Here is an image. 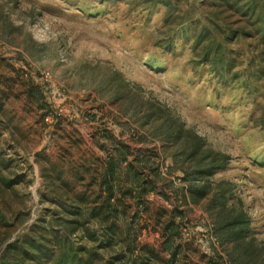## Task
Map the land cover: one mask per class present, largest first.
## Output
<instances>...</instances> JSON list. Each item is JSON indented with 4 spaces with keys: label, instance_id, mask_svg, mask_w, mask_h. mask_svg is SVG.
I'll list each match as a JSON object with an SVG mask.
<instances>
[{
    "label": "rangeland",
    "instance_id": "rangeland-1",
    "mask_svg": "<svg viewBox=\"0 0 264 264\" xmlns=\"http://www.w3.org/2000/svg\"><path fill=\"white\" fill-rule=\"evenodd\" d=\"M207 1L181 0L177 14ZM165 14L142 0H0V258L33 236L51 255L28 264H61L55 236L70 218L57 199L92 179L94 197L112 164L116 232L70 237L81 264H264V68L229 81L257 48L233 45L221 78L162 32ZM193 134L226 161L212 176L192 175Z\"/></svg>",
    "mask_w": 264,
    "mask_h": 264
},
{
    "label": "trees",
    "instance_id": "trees-1",
    "mask_svg": "<svg viewBox=\"0 0 264 264\" xmlns=\"http://www.w3.org/2000/svg\"><path fill=\"white\" fill-rule=\"evenodd\" d=\"M181 0H142L144 6L151 10L157 6H164L166 14L163 20L162 32L165 29L171 30V39L176 38L187 41L191 48L192 62L199 66H211V71L221 78L230 76V69L235 63L233 45L240 44L242 48L246 47L245 42H251L256 47V53L249 57L248 67L243 71L238 79L232 78L229 81L232 84L237 82H250L247 78H255L260 80L258 72L259 68H264V0H210L207 1L208 11L205 4L200 5L196 9L192 7V15L188 14V18L178 13V6ZM190 1V0H188ZM261 2V3H260ZM196 7V6H195ZM233 12L243 17V24L235 25L229 21V13ZM177 14V15H176ZM174 26H169L173 25ZM173 32V33H172ZM257 61L258 66L254 65ZM256 69V70H255ZM258 70V72H257ZM244 79V81H243ZM182 127H179L175 133L179 138L182 134ZM193 156H197L194 160V169L192 175L202 178L214 175L225 166L226 162L218 157V154L204 151L202 141L194 135ZM113 168L112 164L106 165L105 172L102 175V181L97 185L98 192L95 196L87 195V189L92 187L94 179L85 186L83 193L71 197L65 192L56 203L60 206L63 214L69 217L67 225L60 232L62 235L55 236V246L59 248V257L57 261L61 264H81L83 258L79 256L82 253V247L75 248L68 244L70 237L78 236L83 241H97L96 237L100 233L108 240L116 232L117 209L116 190L113 184ZM2 172L0 169V176ZM1 179V178H0ZM18 179L2 180L5 189H13L19 184ZM82 180V179H81ZM78 182V180L76 181ZM62 185V184H60ZM68 207V209H67ZM240 218V217H239ZM234 219L231 224L233 228L230 236L237 237L242 232L241 221ZM60 218H51L48 225L50 229L56 231L54 227L59 225ZM32 231L43 238V234L50 229L42 227V233ZM39 228V227H38ZM41 238V239H42ZM52 253V252H51ZM44 254L48 256L50 250L44 246V242L33 236H27L20 243H13L6 247L4 254L0 258V264H28L35 262L36 259ZM51 255V254H50ZM94 254H89L88 259L91 261ZM55 259V257H54ZM86 259V260H88ZM235 261V260H234ZM88 262V261H87ZM37 263V262H36ZM135 264H147L146 261H139ZM210 264H223L219 261H212Z\"/></svg>",
    "mask_w": 264,
    "mask_h": 264
}]
</instances>
